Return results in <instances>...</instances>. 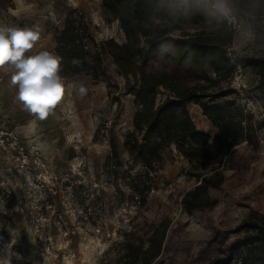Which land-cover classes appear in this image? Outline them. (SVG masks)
I'll return each mask as SVG.
<instances>
[{"label": "rangeland", "instance_id": "rangeland-1", "mask_svg": "<svg viewBox=\"0 0 264 264\" xmlns=\"http://www.w3.org/2000/svg\"><path fill=\"white\" fill-rule=\"evenodd\" d=\"M195 1L203 13L197 29L218 28L221 13L234 28L231 56L242 52L264 55V44L256 41L250 29L249 13L238 18L223 0ZM3 3L0 24H39L43 32L38 45L50 52L54 30L62 27L70 9L83 16L96 44L111 37L124 41L119 23L102 8L101 0ZM251 4L258 8L264 6V0H252ZM261 13L264 18V8ZM152 22L161 23L158 19ZM86 48L90 54L96 49L91 40ZM208 72L214 76L211 69ZM242 73L246 87L229 99L238 108L249 110L242 113L255 130L258 148L241 143L236 153L239 164L226 167L227 181L212 190V203L188 214L181 195L196 179L174 145L160 151L161 162L148 180L147 203L139 206L128 178H124L127 172L137 174L144 168L132 164L122 147L125 133L133 127L135 105L132 95L121 94L125 80L109 54L102 55L97 79L91 74L63 77L66 92L61 104L35 124V117L15 100L11 72H0V138L14 131L24 146L20 154L9 140L5 147L0 144V255L10 245L11 252L22 257L18 260L13 255L12 264H116L126 252V243L147 245L149 219L168 217L174 233L157 264H207L215 256H224L232 240L243 234L242 221L264 210V92L255 69L243 66ZM80 88L84 89L82 94ZM186 109L198 128L210 135L216 132L199 104L188 102ZM111 138L118 145L122 162L117 175L108 164ZM243 151L252 154L244 157ZM237 256L232 263L239 264Z\"/></svg>", "mask_w": 264, "mask_h": 264}, {"label": "trees", "instance_id": "trees-1", "mask_svg": "<svg viewBox=\"0 0 264 264\" xmlns=\"http://www.w3.org/2000/svg\"><path fill=\"white\" fill-rule=\"evenodd\" d=\"M251 1L223 0L222 3L235 17L249 13L250 29L256 41L264 44L261 16L264 6L256 8ZM0 5H4L3 0ZM101 6L110 12L113 21L118 20L124 41L120 43L111 37L96 44L83 16L70 9L62 27L54 30V51L62 58L60 75L91 74L97 79L102 55L109 54L117 73L125 80L121 94L132 95L135 105L133 127L125 133L122 147L132 164L144 168L137 174L127 172L124 177L128 178L139 206L149 199L148 180L161 162L160 151L174 145L186 158L188 172L196 179L181 195L184 210L192 214L208 207L212 203V190L223 187L227 181L226 167L231 169L239 164L236 154L239 145L246 142L258 148L255 130L229 96L238 95L230 84L236 63L257 71L258 85L264 92V55L244 52L229 55L234 28L221 13L218 28L197 29L203 13L195 0H101ZM152 19L161 23L155 25ZM88 40L96 47L93 54L86 48ZM115 101L119 103L120 96ZM188 102L200 105L216 128L213 135L196 126L186 109ZM243 153L244 157L252 154ZM110 155L108 164L117 175L122 162L113 138ZM206 166L208 169L202 170ZM147 223L150 230L147 245L143 248L126 243V252L116 264L161 261L167 240L174 233L170 229L171 220L152 217ZM241 229L243 234L232 240L227 253L211 258L207 264H234L236 255L239 264H264V210L242 221Z\"/></svg>", "mask_w": 264, "mask_h": 264}, {"label": "clouds", "instance_id": "clouds-1", "mask_svg": "<svg viewBox=\"0 0 264 264\" xmlns=\"http://www.w3.org/2000/svg\"><path fill=\"white\" fill-rule=\"evenodd\" d=\"M42 32L39 24L24 27L0 24V72H11L15 100L35 117L33 124L53 114L66 92L65 80L60 75L62 58L47 50L28 54L40 42ZM80 92L84 89L80 88ZM13 255L22 259L6 245L0 264H12Z\"/></svg>", "mask_w": 264, "mask_h": 264}, {"label": "built area", "instance_id": "built-area-1", "mask_svg": "<svg viewBox=\"0 0 264 264\" xmlns=\"http://www.w3.org/2000/svg\"><path fill=\"white\" fill-rule=\"evenodd\" d=\"M87 47V46H86ZM228 54L230 55V51L228 48ZM242 65L240 63H236L234 70L231 76V87L238 93L242 94L246 87L245 79L242 73ZM249 103L252 104V101ZM243 112L249 111L246 107L242 108ZM9 140L10 146L17 150L20 154L24 151V146L19 138V136L14 131L6 132V137L0 138V144L5 147V142ZM7 143V142H6Z\"/></svg>", "mask_w": 264, "mask_h": 264}, {"label": "crops", "instance_id": "crops-1", "mask_svg": "<svg viewBox=\"0 0 264 264\" xmlns=\"http://www.w3.org/2000/svg\"><path fill=\"white\" fill-rule=\"evenodd\" d=\"M52 52L55 53L54 51V47H55V40H54V33H53V45H52ZM43 50H47L46 47L42 48L40 47L38 44L35 46V48L33 50H31L28 54L31 55V54H35L36 52H39V51H43ZM51 50V49H50ZM50 50H47V51H50Z\"/></svg>", "mask_w": 264, "mask_h": 264}, {"label": "bare ground", "instance_id": "bare-ground-1", "mask_svg": "<svg viewBox=\"0 0 264 264\" xmlns=\"http://www.w3.org/2000/svg\"><path fill=\"white\" fill-rule=\"evenodd\" d=\"M116 22L118 23V20H116Z\"/></svg>", "mask_w": 264, "mask_h": 264}]
</instances>
